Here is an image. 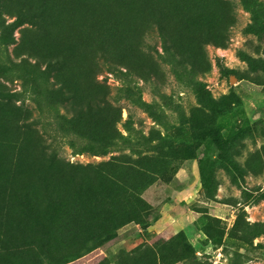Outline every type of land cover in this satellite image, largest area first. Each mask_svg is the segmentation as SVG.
Returning <instances> with one entry per match:
<instances>
[{"label": "rangeland", "instance_id": "1", "mask_svg": "<svg viewBox=\"0 0 264 264\" xmlns=\"http://www.w3.org/2000/svg\"><path fill=\"white\" fill-rule=\"evenodd\" d=\"M188 1L203 6L166 17L163 72L136 50L120 64L138 83L96 76L113 89L110 104L136 112L127 141L126 108L84 112L62 99L77 92L79 68L95 65L99 30L66 48L55 31L22 26L17 2L0 10V31L14 24L15 37L0 38V123L18 112L2 139L16 152L0 165V264H264V0L259 14ZM71 3L90 19L84 0ZM58 55L75 65L68 75L43 61ZM121 84L143 86L151 113L116 95Z\"/></svg>", "mask_w": 264, "mask_h": 264}, {"label": "trees", "instance_id": "2", "mask_svg": "<svg viewBox=\"0 0 264 264\" xmlns=\"http://www.w3.org/2000/svg\"><path fill=\"white\" fill-rule=\"evenodd\" d=\"M8 2L7 6L4 2ZM72 0H0V10L5 7L14 9L11 4L17 2L15 9L19 11L20 17L18 22L22 26L29 24L34 32L39 30H51L55 31L58 41L69 48L72 42L75 41L76 36H84L88 34L89 38L99 30L98 37L94 40H98L100 43L99 55L94 66H84L79 68L80 83L74 86L77 92H72L67 89L63 90V101L65 102V108H81L80 111H95L102 104H107L112 107L116 112L122 114L125 106L120 104V100L115 105L110 104L111 87L103 86L97 79L98 74H102L104 71H108L115 76H121L125 83L135 82L138 83L139 79H142V75L127 64L121 66V59L124 55H127L131 51L138 50L144 56L152 60L160 72L164 71V57L172 53V38L169 36L168 27L165 22L167 16L174 10H184L185 12L195 11V13L202 8L203 4L200 2H189L188 0H84V8L86 14L90 17L88 20H78L75 13L69 11L74 6L71 3ZM181 1H184L179 6ZM239 2L245 8L249 9L252 14H259L262 11L263 3L259 0H231L233 4ZM192 6V8H188ZM63 8V9H62ZM58 13L57 21H54L52 15ZM78 15V13H77ZM81 19V18H80ZM55 22V23H54ZM20 25V26H21ZM12 26L14 24L4 25L0 31V38L4 40L15 39L12 35ZM75 28H78L75 29ZM141 30L142 37L140 41H135V32ZM102 31V33H100ZM92 40V39H91ZM240 58L243 61H250L248 56L240 52ZM66 56L58 55L51 56L50 58H43V61H47L51 68H58L59 70L66 69L65 73L68 75L72 69V65L67 63ZM143 57L139 60L142 61ZM35 64L42 62L40 58L34 59ZM31 64V63H29ZM68 64L70 69L66 68ZM66 65V66H65ZM75 66V65H73ZM123 68V69H121ZM158 70V72H159ZM64 71V70H63ZM143 72H145L143 70ZM141 77V78H140ZM88 78L93 81L89 82ZM145 78V76H144ZM150 81V79H143ZM156 88L162 93L163 86L160 82L155 81ZM96 88L105 89L104 93L97 94ZM116 95H123L125 102H129L131 107L137 110L151 113L153 104L144 100V87L135 84L130 86L129 84H121L120 87L115 88ZM5 94V92H0ZM112 95V94H111ZM118 97V96H117ZM79 102V103H77ZM127 119L123 120V126L126 130V135H121L124 140H130L135 131L134 117L135 113L131 109L126 108ZM18 112L14 111L12 114H8L12 117L8 120H3L0 123V165L4 170L8 169L11 164H6L5 160L14 155L16 147L12 145L10 141L2 140L7 134V130H11L12 124L16 123ZM20 113V112H19ZM67 111L65 115H62L63 121H67L69 117ZM7 124V127H3ZM2 140V141H1ZM69 148L75 149L77 146L70 143ZM20 145L18 151L21 150ZM10 151V153H9ZM11 160L13 158L11 157Z\"/></svg>", "mask_w": 264, "mask_h": 264}]
</instances>
